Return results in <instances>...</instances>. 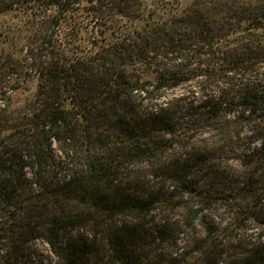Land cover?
Here are the masks:
<instances>
[{
    "label": "trees",
    "instance_id": "trees-1",
    "mask_svg": "<svg viewBox=\"0 0 264 264\" xmlns=\"http://www.w3.org/2000/svg\"><path fill=\"white\" fill-rule=\"evenodd\" d=\"M4 14L0 264H264V0Z\"/></svg>",
    "mask_w": 264,
    "mask_h": 264
},
{
    "label": "rangeland",
    "instance_id": "rangeland-1",
    "mask_svg": "<svg viewBox=\"0 0 264 264\" xmlns=\"http://www.w3.org/2000/svg\"><path fill=\"white\" fill-rule=\"evenodd\" d=\"M16 22V18L13 17L12 14H4V15H0V29L3 25H11L13 23ZM2 46H6L3 43V36H0V47ZM20 47V46H19ZM22 48H19V56L21 57L24 54V49L20 50ZM18 51L16 50L15 53H17ZM18 55V54H15ZM34 82H31L28 86L29 90H24V91H18L17 93H15L13 95V105L15 106H19L24 99L30 95V93L34 90ZM186 86H182V87H178L176 89L173 90V93L175 94H179L185 91ZM209 214V213H207ZM35 249L38 252V256L40 258H48L51 259L53 256L49 250L48 245L42 241V240H38L35 244Z\"/></svg>",
    "mask_w": 264,
    "mask_h": 264
}]
</instances>
